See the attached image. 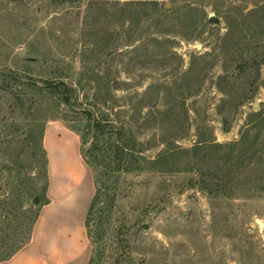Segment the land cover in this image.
<instances>
[{
    "label": "rangeland",
    "instance_id": "obj_1",
    "mask_svg": "<svg viewBox=\"0 0 264 264\" xmlns=\"http://www.w3.org/2000/svg\"><path fill=\"white\" fill-rule=\"evenodd\" d=\"M152 1L0 0V259L47 201L55 120L98 188L88 264H264L257 158L229 180L224 150H193L264 116V0Z\"/></svg>",
    "mask_w": 264,
    "mask_h": 264
},
{
    "label": "crops",
    "instance_id": "obj_2",
    "mask_svg": "<svg viewBox=\"0 0 264 264\" xmlns=\"http://www.w3.org/2000/svg\"><path fill=\"white\" fill-rule=\"evenodd\" d=\"M47 201L41 206L30 240L0 264H88L86 218L95 179L81 153L79 135L58 121L44 126Z\"/></svg>",
    "mask_w": 264,
    "mask_h": 264
},
{
    "label": "trees",
    "instance_id": "obj_3",
    "mask_svg": "<svg viewBox=\"0 0 264 264\" xmlns=\"http://www.w3.org/2000/svg\"><path fill=\"white\" fill-rule=\"evenodd\" d=\"M151 3L154 5V7H156V5L158 4L157 1L155 0H153ZM47 83H49V86H53L57 88L59 91H61L64 100L67 102H70V99H71L70 93L72 91V88L68 86L64 81H58V82L49 81ZM262 112L263 111L259 110L256 112L253 111L249 114L248 122L246 123L244 129L242 130L241 136L237 141L228 143V144H219V143H213L209 139H199L194 145L193 150L196 153H199L200 151H203V150H207L208 148H217L218 150H224L225 153L223 157H225V165L229 166L227 170L228 172L227 175H228L229 180L233 178L232 175L235 173V169L240 167V165L245 164L244 159L246 158L247 154L248 153L251 154V157H249V159H251L252 157H256L258 160L259 172L261 175V179L263 181L262 187L264 189V136L261 137V133H260L262 127H264V116H261L263 114ZM93 125L97 129H100V131H101V128L104 127V125L101 124L100 122H97V120L93 122ZM252 131L254 133H252ZM43 133H44V127L42 128V134H41V147H42V151L44 152V155L46 158V170H47V155L43 147ZM119 137L121 138V135ZM125 145L127 144H121L122 153L120 155L119 153H117V156L121 158V161L124 159L123 153L128 154V152H124L126 148ZM82 156L84 157L85 161L91 166L87 157L83 153H82ZM202 157L205 158V153H203ZM235 158H239V160H241L239 164L237 163L234 164ZM245 167H248V164H246ZM120 169H122V165H121V162H118L116 166V170H120ZM200 169H201V173L203 174L204 165ZM201 183H202V187L205 188L206 187L205 180H202ZM97 193H98V188H96V192L93 197V200H95ZM90 209H91V205L89 207L88 213L90 212ZM37 216L38 214L36 215V217L34 218L32 222V227L29 228L30 233L28 234V236H25V238H23L19 242L16 248L12 250L11 252L7 253L5 256H3L0 259V261L10 258L15 252H17L26 243H28V241L30 240L32 228L36 221Z\"/></svg>",
    "mask_w": 264,
    "mask_h": 264
},
{
    "label": "water",
    "instance_id": "obj_4",
    "mask_svg": "<svg viewBox=\"0 0 264 264\" xmlns=\"http://www.w3.org/2000/svg\"><path fill=\"white\" fill-rule=\"evenodd\" d=\"M35 200L38 201V196L35 197Z\"/></svg>",
    "mask_w": 264,
    "mask_h": 264
}]
</instances>
